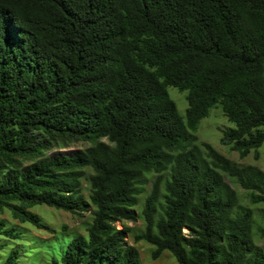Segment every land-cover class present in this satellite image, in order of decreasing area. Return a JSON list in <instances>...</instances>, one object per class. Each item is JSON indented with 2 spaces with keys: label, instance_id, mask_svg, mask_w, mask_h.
I'll list each match as a JSON object with an SVG mask.
<instances>
[{
  "label": "trees",
  "instance_id": "trees-1",
  "mask_svg": "<svg viewBox=\"0 0 264 264\" xmlns=\"http://www.w3.org/2000/svg\"><path fill=\"white\" fill-rule=\"evenodd\" d=\"M187 92L184 119L168 88ZM220 106L221 143L264 144V0H0V212L45 229L37 205L93 219L53 264H142L127 244L141 185L156 176L134 240L178 264H264L254 212L264 172L194 134ZM85 142L75 152L56 146ZM264 238V226L260 228ZM0 236L20 239L0 221ZM12 250L2 264H18Z\"/></svg>",
  "mask_w": 264,
  "mask_h": 264
},
{
  "label": "rangeland",
  "instance_id": "rangeland-1",
  "mask_svg": "<svg viewBox=\"0 0 264 264\" xmlns=\"http://www.w3.org/2000/svg\"><path fill=\"white\" fill-rule=\"evenodd\" d=\"M168 93L177 105L179 114L185 119L188 109L187 92H180L174 87L168 88ZM224 115L221 107L215 106L210 110L207 118L203 119L194 133L197 137L196 144L202 146L207 143L213 146L220 154L231 160L239 166H254L264 172V144L258 150L259 158H255V151L249 156L242 158L237 151L231 147L223 146L221 139L223 133L228 128H234ZM90 143L78 142L69 146H56L47 152L52 155L58 152H75L90 147ZM92 172L87 170V175L82 181V193L89 204L88 210L79 214H71L62 210H57L46 205H37L30 211L41 218L45 229H38L31 223H21L15 219L10 210L5 209L0 212V221L5 223L7 229H16L20 239L11 240L0 236V264H2L12 250H18L20 254L18 264H53V258L59 260L60 251L75 236H87L88 228L92 223L94 208L90 205V183L88 177ZM156 176H149L141 185V195L139 204L135 208L137 219L135 221L117 222L116 226L121 229L123 225L130 228L127 236V244L134 246L140 255L142 264H178L176 259L169 253L165 252L158 260H153L152 252L154 247L142 241L136 243L134 237L145 230V222L141 216L144 209L145 201L149 196ZM227 184L234 189L238 196L240 207L249 208L254 212L253 239L259 248L264 250V238L260 237V228L264 226V204H252L250 192L244 190L234 179L224 176ZM59 264H61L59 262Z\"/></svg>",
  "mask_w": 264,
  "mask_h": 264
}]
</instances>
